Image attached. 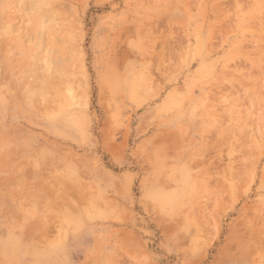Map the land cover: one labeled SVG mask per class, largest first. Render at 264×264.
Instances as JSON below:
<instances>
[{
	"label": "rangeland",
	"instance_id": "rangeland-1",
	"mask_svg": "<svg viewBox=\"0 0 264 264\" xmlns=\"http://www.w3.org/2000/svg\"><path fill=\"white\" fill-rule=\"evenodd\" d=\"M0 264H264V0H0Z\"/></svg>",
	"mask_w": 264,
	"mask_h": 264
}]
</instances>
